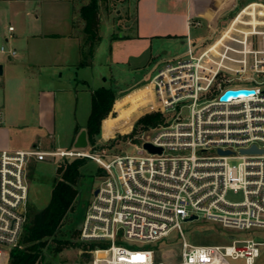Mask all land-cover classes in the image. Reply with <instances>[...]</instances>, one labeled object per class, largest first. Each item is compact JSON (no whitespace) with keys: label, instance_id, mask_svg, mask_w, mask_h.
Returning <instances> with one entry per match:
<instances>
[{"label":"built area","instance_id":"1","mask_svg":"<svg viewBox=\"0 0 264 264\" xmlns=\"http://www.w3.org/2000/svg\"><path fill=\"white\" fill-rule=\"evenodd\" d=\"M189 24L202 22L191 16ZM263 39L264 24L248 25L236 15L215 41L189 42L182 56L156 62L151 111L167 118L129 139L138 144L137 154L91 146L0 148V251L20 245L28 219L30 162L83 156L101 165L104 179L87 208L80 238L109 246L97 248L91 261L61 264H224L226 257L254 264L264 241L232 236L226 244H193L183 223L202 217L239 230L264 228ZM0 53L15 56L17 50L1 45ZM228 91L240 92L224 98ZM4 121L0 107V125ZM146 142L162 151H149ZM252 146L259 151L242 152ZM231 191L243 199H227ZM174 229L181 238L179 260L159 259L153 247L118 242L152 243Z\"/></svg>","mask_w":264,"mask_h":264},{"label":"crops","instance_id":"2","mask_svg":"<svg viewBox=\"0 0 264 264\" xmlns=\"http://www.w3.org/2000/svg\"><path fill=\"white\" fill-rule=\"evenodd\" d=\"M87 2L82 0L76 8L70 0H0V46L6 44L7 48L17 50L15 56L0 53V107L5 114V121L0 125V148L38 146L46 151L55 149L53 145L51 149L42 148L41 144L45 133L51 135L55 130L58 94H66L60 97L62 103L64 98L63 107L66 108L69 102L60 79L65 71L74 69L79 77L80 69L85 68L80 65L85 46L80 8ZM236 15L248 25L264 24V0H137L134 22L124 24L121 34L116 30L110 33L109 57L112 62L123 63L138 57L156 59L159 46H156L155 39L158 37L178 39L186 43L187 48L189 42H213L220 33L219 29ZM191 16L200 19L202 25L191 26ZM9 18H13L14 23H9L5 29L4 22ZM11 25L13 31L8 29ZM203 26L209 33L195 36L193 29ZM100 43L96 45L88 67L93 66ZM79 80L86 82L85 78ZM146 84L151 86L148 101L137 102L142 104V109L147 104H156L153 86L151 82L142 85ZM132 106L133 103L117 107L116 103L113 111L122 115ZM146 110L150 112L152 108ZM111 113L109 115L113 117ZM86 125H76L68 149L74 148L79 132L86 129ZM78 126L80 131L77 133ZM114 135L102 138L107 140Z\"/></svg>","mask_w":264,"mask_h":264},{"label":"rangeland","instance_id":"3","mask_svg":"<svg viewBox=\"0 0 264 264\" xmlns=\"http://www.w3.org/2000/svg\"><path fill=\"white\" fill-rule=\"evenodd\" d=\"M88 1V0H83ZM136 1H130V12L127 10L128 0H109L101 3V39L99 42L100 47L97 51V57L95 58L93 66H85L80 69L79 77L76 75V70L65 71L64 76L60 79V84L66 88L67 93V107H63L61 102V95L58 94L57 101V120L55 123V130L49 133H45V137L41 144L42 148H64L71 147V135H73L77 124L86 125L91 108V92L100 87L107 86L113 87L117 90V98L115 100L113 109L111 112L113 117L110 116L104 125L102 123V129L100 136L97 138V150L103 152L113 153H131L137 154L138 144H129V139L135 137L138 133L132 134L135 127V120L138 116H142L147 113L146 109L151 106L146 105L142 109V104L137 103L139 100L148 101L147 95L150 91V84L148 83L151 77L157 72L155 69L156 62L164 60H170L177 56H182L187 49L186 43H181L180 40L170 38H156V46L158 57L153 59L152 57H138L132 59L130 62H112L109 57V36L110 33L116 30L121 34L124 24H132L136 16ZM74 7H78L82 0H70ZM114 20V26L112 21ZM14 20H5L3 27L7 29L9 23ZM223 26L219 29H221ZM194 35L205 36L209 33L206 26L200 29H193ZM195 35V36H196ZM253 46L256 47V38L253 40ZM264 45V39L261 41ZM7 46L6 44H4ZM241 48V46H237ZM165 52V53H163ZM4 55V54H3ZM236 56V55H235ZM249 57V56H248ZM1 66V64H0ZM77 77V78H76ZM85 78L86 82L79 80ZM59 79V78H58ZM142 80V81H141ZM137 81H141L138 83ZM78 89V90H77ZM78 97L76 98V94ZM125 94V95H124ZM66 99V98H65ZM118 100V101H117ZM117 101V107L123 105L133 106L129 108L128 112L124 114H118L113 111ZM62 104V105H61ZM143 110H145L143 112ZM143 112V113H142ZM142 113V114H141ZM141 114V115H139ZM137 121V120H136ZM110 139L103 140L102 136L110 137ZM90 147V145H89ZM88 147V148H89ZM63 158L47 157L42 161L32 160L28 167V182H29V204L35 207L37 210L44 209L50 201L54 180L58 177L57 167L58 163ZM104 179V169L99 163L93 159L87 160V162L81 167V176L79 178L78 189L79 195L77 202L73 209L66 216L59 236L63 238H69L73 243H91L93 240H82L80 238L81 228L84 222L87 208L93 199L94 192L97 187L100 186ZM227 199L231 201H241L243 195L241 192H229ZM183 230L186 239L193 244H226L232 241L234 238H254L258 241H264V228H253L250 230H239L235 228L224 227L220 222L213 220H207L202 217L194 221H187L183 223ZM79 231V234H75ZM98 242V241H97ZM130 248L141 247H153L156 250L157 257L162 260H179L181 254L180 242L178 230L174 229L168 237L155 242H138L131 240L118 241ZM107 243V242H106ZM102 247V248H107ZM99 247L87 252L85 254L81 246H68L63 250L54 253L48 252V261L53 264H61L63 262H87L95 258V250ZM12 249H2L0 251V264H10V254ZM261 256L258 262L254 264H264V246L261 247ZM224 264H247L244 259L226 257Z\"/></svg>","mask_w":264,"mask_h":264},{"label":"trees","instance_id":"4","mask_svg":"<svg viewBox=\"0 0 264 264\" xmlns=\"http://www.w3.org/2000/svg\"><path fill=\"white\" fill-rule=\"evenodd\" d=\"M109 0H89L80 8V18L84 23L85 36L84 57L80 65L92 63L96 45L101 39V3ZM117 1V0H116ZM91 110L86 129L89 145L97 148V138L102 131V123L110 116L118 96L113 87L101 86L92 91ZM117 103V101H116ZM116 107V104H115ZM106 118V119H105ZM166 115L159 110L147 112L135 122L133 133L165 123ZM80 127L76 128V132ZM88 157H66L58 163V177L54 180L51 198L47 206L37 210L29 204L28 219L22 234L20 245L13 248L10 264H53L48 261L47 253H57L68 246H81L85 254L95 247H106L109 243L92 241L91 243H73L69 238L59 236L61 226L68 213L75 206L78 195V183L81 167L89 160ZM79 234V231L75 233Z\"/></svg>","mask_w":264,"mask_h":264},{"label":"water","instance_id":"5","mask_svg":"<svg viewBox=\"0 0 264 264\" xmlns=\"http://www.w3.org/2000/svg\"><path fill=\"white\" fill-rule=\"evenodd\" d=\"M2 72V70L0 71ZM240 91H228L226 92V94L224 95V98H226L229 94H236ZM243 92L248 93L250 92L249 90H244ZM89 147V140H88V134H87V129H81V131L79 132L77 139L74 143V148L76 149H87ZM144 147L146 149H148L151 152H161L162 148L158 147V146H154L152 143L150 142H146L144 143ZM259 151V149H257L256 146H252L249 149H243L242 152H257ZM224 153V151H221ZM226 154H229L230 151H226ZM97 192V191H96ZM192 218H196V216H193Z\"/></svg>","mask_w":264,"mask_h":264}]
</instances>
